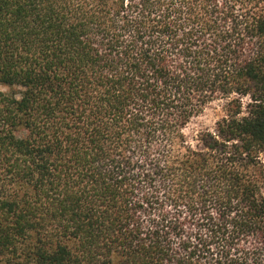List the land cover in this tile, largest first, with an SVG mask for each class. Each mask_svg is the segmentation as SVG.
Returning a JSON list of instances; mask_svg holds the SVG:
<instances>
[{"label":"trees","instance_id":"1","mask_svg":"<svg viewBox=\"0 0 264 264\" xmlns=\"http://www.w3.org/2000/svg\"><path fill=\"white\" fill-rule=\"evenodd\" d=\"M0 86V264H264V0H0Z\"/></svg>","mask_w":264,"mask_h":264},{"label":"rangeland","instance_id":"2","mask_svg":"<svg viewBox=\"0 0 264 264\" xmlns=\"http://www.w3.org/2000/svg\"><path fill=\"white\" fill-rule=\"evenodd\" d=\"M0 90L8 92L9 88L0 86ZM226 105V101H216L210 104L204 113L192 122L188 132L193 133L206 129L213 130L216 123L224 117Z\"/></svg>","mask_w":264,"mask_h":264}]
</instances>
